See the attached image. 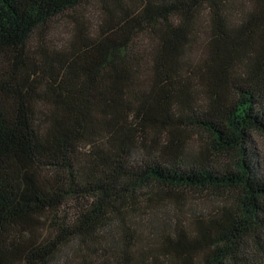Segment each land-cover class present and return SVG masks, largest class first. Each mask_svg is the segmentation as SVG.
<instances>
[{"label": "trees", "instance_id": "1", "mask_svg": "<svg viewBox=\"0 0 264 264\" xmlns=\"http://www.w3.org/2000/svg\"><path fill=\"white\" fill-rule=\"evenodd\" d=\"M254 132L264 0H0V264H264Z\"/></svg>", "mask_w": 264, "mask_h": 264}, {"label": "rangeland", "instance_id": "2", "mask_svg": "<svg viewBox=\"0 0 264 264\" xmlns=\"http://www.w3.org/2000/svg\"><path fill=\"white\" fill-rule=\"evenodd\" d=\"M95 14V7H91L89 9L88 16L90 18H94V21L96 18ZM71 26L72 24L66 19L56 22L51 35L53 42L59 46L64 44L69 39V35L71 34ZM252 140L256 154L264 163V136L254 132L252 134ZM154 200V205L149 203L151 207H155L154 209L156 211L152 210L154 215L152 216L150 211H146L140 215V219H142L144 215H148L144 217V220L146 221V229L150 232H157L161 224L164 222L167 224H173L178 220L182 224L183 221L188 220L191 216H193V213H195V215H206L207 213L211 214L221 205L219 198L213 194H209L208 192H188L187 194H184L182 199L178 200L159 197L154 198Z\"/></svg>", "mask_w": 264, "mask_h": 264}]
</instances>
